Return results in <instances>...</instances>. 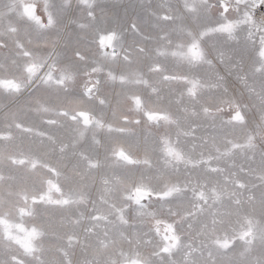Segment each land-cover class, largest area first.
<instances>
[{"label": "snow or ice", "instance_id": "1", "mask_svg": "<svg viewBox=\"0 0 264 264\" xmlns=\"http://www.w3.org/2000/svg\"><path fill=\"white\" fill-rule=\"evenodd\" d=\"M0 24V264H264V0Z\"/></svg>", "mask_w": 264, "mask_h": 264}, {"label": "rangeland", "instance_id": "2", "mask_svg": "<svg viewBox=\"0 0 264 264\" xmlns=\"http://www.w3.org/2000/svg\"><path fill=\"white\" fill-rule=\"evenodd\" d=\"M7 2H9V0H0V11H3V6ZM108 2L109 3L122 2V3L127 4L129 2V0H108ZM132 2L143 3L144 5H149L150 4L152 7L155 8L156 5H158V4H165V3H173L174 4V3H176V0H132ZM38 13H39V10H38ZM2 28H3V24H0V29H2ZM124 40H125V44L127 45L128 43L132 42L133 37H132L131 34H126L125 37H124ZM4 55H5V52L3 50H0V61L3 60ZM221 71H223V70L221 69ZM0 118H2V113H0ZM225 118H227V116H225ZM200 131H201V133L205 132L204 129H201ZM208 131H210V129H208ZM239 163H242V161L241 160H237V164H239ZM0 194H2V193H0ZM29 219L30 218H27V217L25 218V222H26L25 226L26 227L28 226ZM160 227H161V230H162L161 234H163L164 225L161 224ZM55 243H56L55 240L50 239L49 241H46V245L45 246H46V248L52 249L54 247ZM48 258L50 259L51 264H58L57 258H56V256H55L53 251H49ZM74 259L79 260L81 262V264H82L83 256H82V254L80 253L79 250L76 251ZM176 259H177V264H182V257L177 256Z\"/></svg>", "mask_w": 264, "mask_h": 264}]
</instances>
